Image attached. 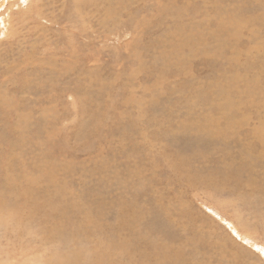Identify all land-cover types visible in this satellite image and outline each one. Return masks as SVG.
I'll list each match as a JSON object with an SVG mask.
<instances>
[{
  "label": "rangeland",
  "instance_id": "rangeland-1",
  "mask_svg": "<svg viewBox=\"0 0 264 264\" xmlns=\"http://www.w3.org/2000/svg\"><path fill=\"white\" fill-rule=\"evenodd\" d=\"M155 2L0 0V182L33 177L41 191L64 187L63 202L72 203L69 235L66 242L50 244L55 251L78 246L87 256L100 237L113 236L136 240L139 252L179 254L180 264H264V184L258 178L251 182L264 178V148L253 153L260 165L243 170L239 181L218 187L220 192L206 184L189 188L185 169L180 176L173 171L188 159L187 168L210 179L230 161L241 168L239 156L256 147L251 129L243 126L221 140L235 109L222 111L226 98L218 86L234 83L231 101L251 126L257 108L264 116V96L249 97L246 91L256 80H247L254 75L247 73L249 65L264 55V0H171L159 15ZM221 17L233 21L220 26ZM186 37L187 48H175ZM20 122L23 130L12 129ZM49 169L55 181L48 185L41 170ZM77 208L90 210L98 226L86 223ZM121 211L131 219L133 233H115ZM77 224L84 228L76 235ZM35 230L40 242L41 228ZM4 231V264H32L31 257L17 256L26 249L27 236ZM119 252L113 251L112 259Z\"/></svg>",
  "mask_w": 264,
  "mask_h": 264
},
{
  "label": "bare ground",
  "instance_id": "bare-ground-1",
  "mask_svg": "<svg viewBox=\"0 0 264 264\" xmlns=\"http://www.w3.org/2000/svg\"><path fill=\"white\" fill-rule=\"evenodd\" d=\"M8 1V0H7ZM101 1V0H100ZM136 0H128V2L131 3H135ZM144 0H141V2H143ZM171 0H156L155 4H154V13L159 14H164L171 6L170 4ZM96 2V1H95ZM107 2V1H106ZM78 3V2H77ZM206 3V2H205ZM264 3V2H263ZM262 3V4H263ZM260 4V3H259ZM2 5V4H1ZM103 5V3H102ZM173 6V5H172ZM1 7V6H0ZM3 7V6H2ZM1 7V8H2ZM212 7V6H211ZM233 7V6H232ZM240 8V7H239ZM264 8V6H263ZM202 9V8H201ZM205 11L207 8H204ZM209 9V8H208ZM214 9V8H213ZM219 9V8H218ZM246 9V8H245ZM217 10V8L215 9V11ZM233 10V9H232ZM236 11V9H234ZM170 11V10H169ZM214 11V12H215ZM218 11V10H217ZM216 11V13H217ZM240 11V10H239ZM12 12V10H11ZM224 12V11H223ZM238 12V10H237ZM242 14L240 15L242 17L243 13L246 15L245 12H243L241 10ZM204 13V12H203ZM218 13H220V11H218ZM229 13L234 14L232 11H230ZM209 14V13H208ZM212 14V13H211ZM222 14V13H220ZM229 14V15H231ZM264 14V13H263ZM205 15V14H204ZM213 15V14H212ZM217 15V14H216ZM224 15V14H222ZM262 15V14H261ZM235 16V15H233ZM256 16V15H255ZM208 18V16H206ZM210 17V16H209ZM214 17V16H213ZM220 17V16H219ZM218 17V18H219ZM228 17V16H227ZM230 17V16H229ZM236 17V16H235ZM234 17V18H235ZM240 17V18H241ZM244 17V15H243ZM242 17V18H243ZM247 17V16H246ZM251 17V16H250ZM250 17L247 19H250ZM253 17V16H252ZM258 17V15L256 16ZM217 18V19H218ZM237 18H239L237 16ZM236 18V19H237ZM263 18V17H262ZM162 19V18H161ZM211 19H215L212 18ZM222 19V17H221ZM235 19V20H236ZM245 19V18H244ZM245 19V20H247ZM258 19V18H256ZM165 20V19H164ZM208 20V19H207ZM206 20V21H207ZM224 20V18L222 19ZM240 19L234 21L235 24H239ZM243 22V19H241ZM254 20V19H253ZM7 20H4V22H6ZM163 21V20H162ZM218 22L220 20H217ZM231 21H233V18L231 20V18L229 19H225L223 22H221L220 26L222 24H229ZM239 21V23L237 22ZM209 22V21H208ZM241 22V23H242ZM251 22V21H249ZM249 22L247 23L249 25ZM256 22V20H255ZM258 22V21H257ZM160 23V22H159ZM210 23V22H209ZM208 23V25H209ZM214 22L210 23L213 24ZM244 23V22H243ZM252 23V22H251ZM264 23V22H262ZM5 24V23H4ZM217 24V22H216ZM231 24V23H230ZM255 24V23H254ZM261 24V23H260ZM6 25V24H5ZM214 25V24H213ZM257 25V24H256ZM8 26V25H6ZM5 26V28H6ZM154 26V25H153ZM218 26V25H216ZM238 26V25H236ZM246 26V25H245ZM245 26H243L245 28ZM250 26H252V24H250ZM249 26V27H250ZM263 27L262 25H257L256 27ZM185 27V26H184ZM182 27V29L184 28ZM214 27V26H213ZM233 27V26H231ZM247 27V26H246ZM254 27V26H253ZM258 27V28H259ZM4 28V29H5ZM179 28V27H178ZM177 28V29H178ZM194 28V27H193ZM192 28V29H193ZM202 28V27H201ZM216 27H214L215 29ZM222 28V27H221ZM229 28V27H228ZM237 28V27H236ZM235 27L233 29H236ZM248 28V27H247ZM257 28V29H258ZM185 29V28H184ZM213 29V28H210ZM213 29V31H214ZM226 30V28H223ZM246 29V28H245ZM180 30V29H179ZM188 30V28L186 29ZM230 30V29H229ZM227 30V31H229ZM237 30V29H236ZM252 30V29H251ZM254 30V29H253ZM259 30V29H258ZM190 31V30H189ZM244 30H242L241 32L243 33ZM249 31V30H248ZM256 31V30H255ZM211 32V30H210ZM231 32V31H230ZM233 32V31H232ZM238 32V31H237ZM240 32V31H239ZM236 33V34H239ZM240 32V33H241ZM250 32V31H249ZM252 32V31H251ZM176 33V32H175ZM181 33V32H180ZM188 33V32H187ZM186 33V34H187ZM193 33V32H190ZM189 33V34H190ZM225 33V32H224ZM229 33V32H228ZM228 33L226 37L228 36ZM254 33V32H252ZM179 34V31L178 33ZM185 35V32L183 33ZM188 34V35H189ZM232 34V33H231ZM235 34V33H234ZM170 35V34H169ZM176 35V34H175ZM180 35V34H179ZM214 35V33H213ZM187 36V35H186ZM207 36V35H205ZM212 36V35H211ZM178 37V36H176ZM180 37V36H179ZM191 37V36H190ZM202 37V36H201ZM215 37V36H213ZM232 37V35H231ZM234 37V36H233ZM165 40V38H162ZM160 40V42L162 43L163 40ZM171 39V38H170ZM174 39V38H173ZM216 39V38H215ZM228 39V38H226ZM233 39V38H232ZM242 39V36H241ZM253 39H255L253 37ZM178 40V38H177ZM193 40V39H192ZM196 40V38H195ZM205 40V39H204ZM229 40V39H228ZM168 41L170 42V40L168 39ZM206 41V40H205ZM220 41V40H219ZM232 41V40H231ZM172 42V41H171ZM170 42V45H171ZM193 42V41H192ZM196 42H198V40H196ZM196 42H193L191 46H194L196 44ZM258 42V41H256ZM255 42V43H256ZM160 43V44H161ZM168 43V42H167ZM178 44L175 45V48L182 50L183 48H187L188 43H189V39H187V37L185 39L181 38L180 41L177 42ZM230 43V42H229ZM242 43V42H241ZM159 44V43H158ZM201 44V43H200ZM164 45V44H163ZM203 45V44H202ZM224 45V44H223ZM232 45V44H231ZM258 45V44H257ZM204 46V45H203ZM225 46V45H224ZM259 48V47H258ZM169 49V48H168ZM173 49V48H172ZM204 50V49H203ZM233 50V49H232ZM257 50V49H256ZM174 51V49H173ZM259 51V50H258ZM255 52V50H254ZM73 53V52H72ZM259 53V52H258ZM257 53L255 52V55ZM262 54V53H261ZM254 55V54H253ZM70 56V55H68ZM230 57V56H228ZM252 57V56H251ZM254 58V57H253ZM188 59V58H187ZM249 60V59H248ZM252 60V58H251ZM259 60V59H258ZM186 61V60H185ZM189 63V62H188ZM41 64V63H40ZM236 64V63H235ZM249 64V63H248ZM186 66V65H185ZM32 69V68H31ZM238 69V68H237ZM33 71V69H32ZM35 71V70H34ZM28 72H30L28 70ZM254 73L253 76H251L250 78H247L248 82L249 80L252 78H255L256 80H252L251 83L248 84L246 91L247 94L250 95L253 93H258L259 95H263L264 96V88L261 87L260 84L264 85V55H262L261 59L257 62L255 61V63H251L249 65V69L247 71V73ZM33 73V72H32ZM244 73V72H243ZM164 75V74H163ZM241 76V75H240ZM25 78V77H24ZM245 79V78H244ZM240 83V82H239ZM247 83V82H246ZM233 85L228 86V85H224V83H220V85L218 86V88L220 89V91H223V96H225L226 101L223 105H221V109L223 110H234V114H232L231 116H229L228 118L231 119V123H230V129L228 130V128L225 130V134L223 135V137H220L221 140H224L226 138H228L227 133L231 132L233 133L234 131H236L238 128H240V126L249 128L251 130L248 131L249 135L251 137H253L256 140V147H254L253 149H248L249 153L247 155H240L239 157H241L243 159V165L241 168H234V163L233 161H230V166L227 165V167L221 168V169H217L215 170V172H211L213 174H220V175H216L217 177H215V175L213 176V174H209V178L210 179H206V177H201L198 174L193 173L189 168H187V164H186V159H181V161L179 162V168L177 169L174 165V173L178 176H180V172L182 171V169L184 168L185 171L189 174L188 175V182H191V185L189 186V188H196L197 186H199L200 184H206V189L213 191L214 189L217 192H220L221 189H223L224 187H226L227 185L230 186V184L234 185V182L236 180H238V178L241 176L242 177V171L246 170V169H253L254 167L257 168L259 164V162L257 161L258 159L253 158V153L260 149L264 148V116H261V109L257 108L258 110L255 113V123L251 126L250 125V121L251 119H248L247 115H244L243 111L242 116H239L241 114H238V109L236 108V105L234 102L231 101V92L230 89L234 88V83H232ZM242 84V83H241ZM245 84V83H243ZM213 85V84H212ZM215 85V84H214ZM9 86V85H8ZM206 86V85H205ZM242 86V85H241ZM217 87V85H216ZM243 87V86H242ZM181 88V87H180ZM185 88V87H184ZM198 88V87H197ZM182 89V88H181ZM199 89V88H198ZM203 90V88H201ZM16 90V89H15ZM237 90V89H236ZM5 91V90H4ZM35 92V91H34ZM194 92V91H193ZM205 92V91H204ZM15 93V92H14ZM31 93V92H30ZM45 93V92H44ZM202 93V92H201ZM200 93V94H201ZM12 94V93H11ZM16 94V93H15ZM33 94V93H32ZM35 94V93H34ZM205 94H207L205 92ZM4 95V94H3ZM208 96V95H207ZM214 96V95H213ZM159 97V96H157ZM195 97V96H192ZM243 97V96H242ZM241 97V98H242ZM246 97V96H245ZM201 98V97H200ZM258 98V97H257ZM182 99V98H181ZM252 99V98H251ZM263 99V98H262ZM7 99H3L2 100V104L7 102ZM237 100V99H236ZM53 102V101H52ZM157 102V101H156ZM255 102V101H254ZM250 103V102H249ZM48 104V103H47ZM167 104V103H166ZM178 104V103H177ZM189 104V103H188ZM245 104V103H244ZM168 105V104H167ZM173 105V103H172ZM185 105V103H184ZM20 106V105H19ZM189 106V105H188ZM208 109H203L205 111L209 110V105ZM206 106V107H207ZM215 106H219V105H215ZM235 106V107H234ZM250 106V105H249ZM149 107V106H148ZM173 107V106H172ZM187 107V106H186ZM238 107V106H237ZM246 107V106H245ZM12 108V107H11ZM247 108V107H246ZM185 109V108H184ZM195 110V109H194ZM245 110V109H244ZM256 110V109H255ZM254 110V111H255ZM16 111V110H15ZM1 112V111H0ZM226 112V111H225ZM52 113V112H51ZM188 113V112H185ZM201 113V112H200ZM196 114V113H195ZM224 114V113H223ZM247 114V113H246ZM264 114V112H263ZM34 115V114H33ZM188 115V114H186ZM201 115V114H200ZM203 115V112H202ZM209 115V113H208ZM228 115V114H227ZM205 116H207V113L205 114ZM215 116V115H214ZM30 117V116H29ZM189 117V115H188ZM202 117V116H201ZM209 117V116H208ZM17 118V117H16ZM21 118V117H20ZM193 118V117H192ZM199 118V117H198ZM206 120V117H203ZM210 118V117H209ZM208 118V119H209ZM216 118V117H215ZM171 119V118H169ZM190 119V118H189ZM194 119V118H193ZM200 119V118H199ZM253 119V120H254ZM172 120V119H171ZM188 120V119H187ZM192 120V119H191ZM198 120V119H197ZM224 120V119H222ZM185 122V121H184ZM182 122V123H184ZM203 121L200 122V124ZM212 122V121H211ZM168 123V122H167ZM181 123V124H182ZM196 125V122H194ZM24 122H20L16 125L13 126L12 129L15 130H23L22 125H24ZM191 124V123H190ZM193 124V123H192ZM209 124V123H208ZM185 125V124H182ZM181 125V126H182ZM194 125V124H193ZM205 125V124H204ZM211 125V124H210ZM25 126V125H24ZM40 126V125H39ZM41 127V126H40ZM171 127V126H170ZM204 127V126H203ZM214 127V126H212ZM211 128H207L208 130L212 129ZM187 128V127H186ZM194 128V127H193ZM195 130V128H194ZM197 130V129H196ZM189 131V129H188ZM192 131V130H191ZM37 132V131H36ZM193 132V131H192ZM213 133V132H211ZM21 134V133H20ZM196 134V133H195ZM194 134V135H195ZM22 135V134H21ZM33 135V134H31ZM3 136V135H2ZM222 136V135H220ZM227 136V137H226ZM54 138V137H53ZM158 138V137H157ZM156 138V139H157ZM214 138V137H213ZM145 139V138H144ZM237 138H235L236 140ZM140 140V139H139ZM143 140V138H142ZM149 140V139H148ZM228 140V139H227ZM231 140V139H230ZM229 140V141H230ZM233 140V139H232ZM254 140V141H255ZM32 141V140H31ZM216 141V140H215ZM238 141V140H236ZM253 141V142H254ZM145 143L144 141L141 143L143 144ZM235 144L236 142H232V144ZM22 144V143H21ZM140 144V143H139ZM138 144V145H139ZM229 144L231 146L234 145ZM12 145V144H11ZM220 145V143H219ZM145 146V144H144ZM221 146V145H220ZM223 146V144H222ZM40 147V146H39ZM225 147V146H224ZM228 147V146H227ZM226 147V148H227ZM223 148V147H222ZM230 148V147H229ZM228 148V149H229ZM232 148V147H231ZM232 148V149H233ZM44 149V148H43ZM144 149V148H143ZM45 150V149H44ZM230 150V149H229ZM227 152V151H225ZM261 152V151H260ZM256 153V154H257ZM193 154V153H192ZM227 154H229V152H227ZM255 154V155H256ZM190 155V154H189ZM195 156V155H194ZM263 156V155H262ZM174 157V156H173ZM186 157V156H185ZM197 157V156H195ZM189 158V157H188ZM192 158V155H191ZM190 158V160H191ZM45 159V158H44ZM2 160V159H1ZM174 160V159H173ZM199 160V159H197ZM188 162V161H187ZM2 163V162H1ZM33 163V162H32ZM169 163V161H168ZM224 163V162H223ZM8 164V163H7ZM192 164V163H191ZM225 165V164H224ZM239 166V165H237ZM10 167V166H9ZM12 168V167H11ZM54 168V167H53ZM167 168V167H166ZM9 169V168H8ZM52 169V168H51ZM169 169V168H168ZM167 169V170H168ZM3 171V170H2ZM194 171V170H193ZM201 171V170H200ZM253 171V170H252ZM42 172V176L46 177L49 182V184H53L54 183V177L52 170H41ZM244 172V171H243ZM259 172V171H258ZM31 174V173H30ZM201 174V173H200ZM244 174V173H243ZM170 175V174H169ZM177 176V179H178ZM182 176V175H181ZM205 176V175H204ZM207 177V178H208ZM247 176H245L246 178ZM171 178V177H170ZM258 178L260 183L263 182L264 184V178H259V177H253L251 178V182L254 181V179ZM172 179V178H171ZM175 179V178H174ZM182 180V179H181ZM240 180V179H239ZM238 180V181H239ZM250 180V179H249ZM39 181L38 178H33V177H27L25 179H23L20 183L18 182V180H11L10 183H1L0 182V230L5 229L6 233H11L14 234V232H17L18 234H15L17 236H27V240H28V244L25 245L23 248L26 249H21V250H17V256H21L23 257H31L32 259V264H180L181 263V256L179 254H169V252H167V250H163L158 254H153V252L148 251V252H139V250L137 251L136 247V240L135 241H127L125 239H116L113 236L112 237H108L103 239L102 241H100L101 237L98 239L96 238V240L98 239L99 242H96V244H94L93 246H91L90 248H88L87 252L89 255L85 256L84 255V251L81 250L80 248H78L77 246V251H62L60 249L55 251V248L52 249V246L50 244L55 243L56 241H63L66 242L68 241V229H67V215L69 214L70 211V204H72L71 202H67V204H65L63 202V195H64V187L57 189L55 192H52L50 190V187H46L45 189H43V191H41L39 185ZM174 181V180H173ZM257 181V180H256ZM237 182V181H236ZM250 181H248L249 183ZM250 182V183H251ZM184 183V182H183ZM187 183V182H186ZM259 183V184H260ZM237 184V183H235ZM258 184V183H257ZM173 185V184H172ZM242 185V184H241ZM246 185V184H245ZM218 187L220 188V190L218 191ZM249 186H247L248 188ZM252 187V186H251ZM257 187V186H256ZM180 188V186H179ZM212 188H214L212 190ZM253 188V187H252ZM175 189V188H174ZM249 189H251L249 187ZM261 189V188H260ZM253 190V189H252ZM256 190V189H255ZM257 191V190H256ZM264 191V188H262V190H260V194L261 192ZM258 192V191H257ZM73 193V192H72ZM165 193V191H164ZM257 194V193H256ZM217 195V194H216ZM261 196L264 197V193L261 194ZM113 207V205H112ZM84 208V207H83ZM79 209V208H77ZM92 209V208H91ZM81 211H83L84 215H85V222L91 225H97L96 220H94V218L92 217V213L90 210L88 209H79ZM76 211V210H75ZM123 211H121L120 213H122ZM73 214V213H72ZM120 220H122V222L116 226V230L115 233L117 235H120L124 230H126L128 232V234L133 233V226L131 219H128L126 214L122 213V216L120 218ZM102 224V223H101ZM104 224V223H103ZM102 224V225H103ZM78 225V224H77ZM69 226V224H68ZM101 226V225H100ZM41 228L42 231V235H41V241L39 242V240H37L36 237V233H35V229L36 228ZM92 227V226H90ZM84 228L83 224L82 225H78L76 226V231L73 232L76 234V232H81L80 229ZM86 228V227H85ZM98 228V227H97ZM96 229V228H95ZM102 229V227H101ZM114 229V228H113ZM39 230V229H37ZM71 230V229H70ZM83 230V229H82ZM104 230H105V226H104ZM103 230V231H104ZM4 231V232H5ZM92 231V230H91ZM98 231V229H97ZM110 231V230H109ZM83 232V231H82ZM87 232V231H86ZM108 232V231H106ZM40 233V232H39ZM98 233V232H96ZM103 233V232H102ZM105 233V232H104ZM114 233V234H115ZM20 234V235H19ZM85 234V232H84ZM90 234V233H89ZM92 234V233H91ZM123 234V233H122ZM136 234V233H135ZM71 235V234H70ZM77 235V234H76ZM81 235V234H80ZM116 235V236H117ZM75 236V235H74ZM94 236V235H93ZM99 236L103 235L99 234ZM36 237V238H35ZM71 238V237H70ZM93 238V237H92ZM0 241H1V245L0 248L3 249V241H2V234L0 235ZM84 239H88V238H84ZM94 239V238H93ZM70 241V239H69ZM138 241V240H137ZM95 242V241H94ZM142 243V242H141ZM92 244V243H91ZM160 244V243H159ZM65 245V244H64ZM161 245V244H160ZM46 246L45 249V254L41 255V257H36V255L41 251L42 247ZM49 246V247H48ZM62 246V245H61ZM69 247V246H68ZM89 247V246H88ZM163 247V246H162ZM61 248V247H60ZM65 248V247H64ZM67 248V247H66ZM140 248V247H138ZM142 248V246H141ZM144 248V247H143ZM155 248V247H154ZM146 249V248H145ZM148 249V248H147ZM157 249V248H156ZM79 250V251H78ZM159 250V249H158ZM43 251V250H42ZM101 251H103V253L101 254ZM113 251H120L119 255L120 257L117 260L112 259V253ZM138 253H144L145 255H147L146 257H142L140 255L137 254ZM41 254V253H40ZM210 254V253H209ZM84 255V256H82ZM155 259H153L152 257H155ZM16 256V255H15ZM13 256V257H15ZM0 257L1 260L3 259V251L0 250ZM21 259V258H20ZM13 260V259H12ZM11 260V261H12ZM9 261V260H8ZM15 261V260H14ZM30 261V259H29ZM20 263V261H19ZM23 263V262H22ZM0 264H4V259L2 261H0ZM6 264H13V263H8L6 262ZM15 264V263H14ZM24 264V263H23ZM186 264H195L194 262L190 263H186Z\"/></svg>",
  "mask_w": 264,
  "mask_h": 264
}]
</instances>
